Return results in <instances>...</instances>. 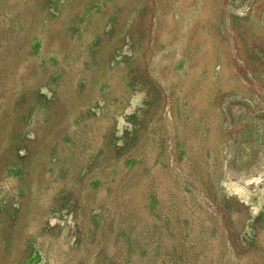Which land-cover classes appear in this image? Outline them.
I'll return each instance as SVG.
<instances>
[{"label":"rangeland","instance_id":"obj_1","mask_svg":"<svg viewBox=\"0 0 264 264\" xmlns=\"http://www.w3.org/2000/svg\"><path fill=\"white\" fill-rule=\"evenodd\" d=\"M0 264H264V0H0Z\"/></svg>","mask_w":264,"mask_h":264}]
</instances>
